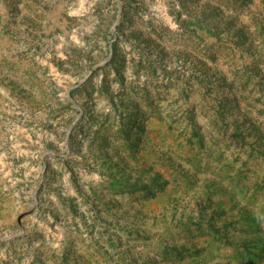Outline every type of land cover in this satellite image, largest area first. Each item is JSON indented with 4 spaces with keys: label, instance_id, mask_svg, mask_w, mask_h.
Listing matches in <instances>:
<instances>
[{
    "label": "rangeland",
    "instance_id": "obj_1",
    "mask_svg": "<svg viewBox=\"0 0 264 264\" xmlns=\"http://www.w3.org/2000/svg\"><path fill=\"white\" fill-rule=\"evenodd\" d=\"M0 264H264V0H0Z\"/></svg>",
    "mask_w": 264,
    "mask_h": 264
},
{
    "label": "water",
    "instance_id": "obj_2",
    "mask_svg": "<svg viewBox=\"0 0 264 264\" xmlns=\"http://www.w3.org/2000/svg\"><path fill=\"white\" fill-rule=\"evenodd\" d=\"M122 15V12L120 11L119 12V15H118V18L120 17ZM115 29V25H114V27H113V30ZM110 54H109V56H108V58L112 55V46L110 47ZM106 60L107 59H105V60H103V61H100V62H98L97 64H95L94 66H93V68L91 69V70H89L88 72H86V73H84V75L81 77V79L79 80V82H78V84L77 85H81L83 82H85L93 73H94V70L98 67V66H100V65H102L103 63H105L106 62ZM69 98L71 99V96H69Z\"/></svg>",
    "mask_w": 264,
    "mask_h": 264
},
{
    "label": "trees",
    "instance_id": "obj_3",
    "mask_svg": "<svg viewBox=\"0 0 264 264\" xmlns=\"http://www.w3.org/2000/svg\"><path fill=\"white\" fill-rule=\"evenodd\" d=\"M77 90V87L76 88H74V91H76Z\"/></svg>",
    "mask_w": 264,
    "mask_h": 264
}]
</instances>
